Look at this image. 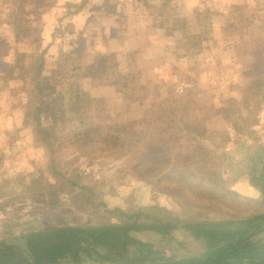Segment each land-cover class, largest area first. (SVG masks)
Masks as SVG:
<instances>
[{
  "label": "rangeland",
  "instance_id": "1",
  "mask_svg": "<svg viewBox=\"0 0 264 264\" xmlns=\"http://www.w3.org/2000/svg\"><path fill=\"white\" fill-rule=\"evenodd\" d=\"M66 3L0 0V241L65 225L121 224L120 211L214 221L263 214V195L248 196L245 185L259 190L255 181L264 170V0H92L73 24L78 31L64 18ZM95 21L104 28L99 34ZM107 27L132 40L143 32L144 51L118 53L124 41L118 50L93 49ZM197 35L204 42L195 46L188 39ZM85 38L92 48H80ZM39 68L49 87L43 122L52 133L50 152L22 129L29 81ZM174 97L177 128L163 121L153 134L165 136L175 153L166 149L159 158L184 162L195 137L216 153L204 176L214 185L225 182L221 200L174 190L138 162L95 154L93 139L75 138L84 124L140 120ZM51 160L78 187L48 192L47 184L56 183ZM82 187L96 197L86 209ZM133 235L169 259L200 256L206 248L187 230ZM255 240L264 243V232Z\"/></svg>",
  "mask_w": 264,
  "mask_h": 264
},
{
  "label": "trees",
  "instance_id": "2",
  "mask_svg": "<svg viewBox=\"0 0 264 264\" xmlns=\"http://www.w3.org/2000/svg\"><path fill=\"white\" fill-rule=\"evenodd\" d=\"M88 3L89 0H84L82 4L65 5L68 10L66 16L76 14ZM188 40L193 41L195 46L204 42L202 35L191 36ZM42 74L39 68L37 76L29 81L22 129L25 128L31 133L35 144L50 152L54 146L51 142L52 133L43 122L48 102L46 91L49 87L42 81ZM177 101L174 97V101L169 102L172 103L171 106H166L165 100L154 104L140 120L124 124H84L86 129L77 133L75 138L80 137V140L85 141L93 139L92 144L95 143L97 147L93 151L95 154L138 162L137 167L143 168L150 176H157L159 183L167 184L174 190L184 194L189 192L191 196L199 195L202 199L203 196H209L221 200L228 192L222 188L225 182L220 180L219 185H214L204 176L213 170L216 153L195 137H188L193 152L184 157V162H168L169 159L166 161L159 158V153L165 152L166 149L171 151L169 156L175 151L163 142L165 136L160 134L155 137L153 130L156 131V125L163 121L170 123L171 128H177L178 120L175 119L174 107ZM80 102L87 106L85 99ZM173 146L178 150L180 144L175 143ZM150 148L152 151L155 149V153L149 154ZM49 170L56 183L47 184L48 192L63 193L69 188L78 187L72 181L66 180L52 160ZM255 184L264 196V170ZM80 189L81 205L86 209V204H93L96 197H86L90 193L89 190L83 187ZM229 194L233 192L229 191ZM99 204L103 205L100 202ZM120 212L125 218L121 224L65 225L30 233L25 237L28 239L32 255L13 244H8L7 241H0V264H264V243L255 240V237L264 232L261 228L264 213L240 220L229 218L214 221L196 216L187 219L173 215L157 217L140 210L132 213ZM178 230L190 231L197 240H204V253L182 260L169 259L152 244L133 235L150 231L170 236ZM254 230L258 231L255 237L247 238Z\"/></svg>",
  "mask_w": 264,
  "mask_h": 264
},
{
  "label": "crops",
  "instance_id": "3",
  "mask_svg": "<svg viewBox=\"0 0 264 264\" xmlns=\"http://www.w3.org/2000/svg\"><path fill=\"white\" fill-rule=\"evenodd\" d=\"M83 1L84 0H80V1H78V0H67L68 3H66L65 5H67L69 3L82 4ZM91 2H92V0H89L88 5L85 8L81 9L76 14H72L70 16H66L67 14L65 15L64 18L65 19H68L69 20V23L71 24L70 29H72L74 31H78V28H75V26H77V25H75L76 24V20H78V18H79L80 15L85 14V13L88 12L87 11V8L90 6ZM65 5H64V8L66 9V6ZM93 10H96V9H93ZM90 14H93V12H91ZM146 15L149 16V17L150 16L152 17V14L151 13H147ZM98 22L99 21H95L94 23L95 24H98ZM100 30H104V28H101L100 27V24H98L97 27L95 26V32L96 33L99 34L98 31H100ZM118 30H119L118 31L119 34H117V30H115V28L114 29H112V28L110 29L109 27L105 28V34L104 35L101 34V35L104 36V38L101 37V36H99L97 34V39H96L97 40V43H94L93 44V49H95V50H101V49H104V48H107V49L113 48L115 50H118L121 47L120 42L121 41H124L125 43L122 45V47L123 48H126V49L125 50L122 49V51H120L118 53H121L122 54V53H125L127 51L128 52L131 51V53H132L134 50L138 51L137 49H139V51H141V52L144 51L143 42L146 41V37L143 36V39H142L143 32H138L139 33V36L138 37L140 38L139 40L136 39L138 37H135V39L132 40V37L131 36L129 37V33H127V31H124L122 29H118ZM84 31L85 30L83 29V27L82 28L80 27L79 34L80 33L83 34ZM84 40H85L84 41L85 43L84 42L81 43L80 48H84V49L92 48L91 47L92 45H90V42L92 41V39L89 40V39L85 38ZM135 45L138 46L136 49H134V46ZM245 191L247 192V195L248 196H250V197L251 196H255L254 198H258V195L260 194V191L256 187H254L253 185H251V183L245 185Z\"/></svg>",
  "mask_w": 264,
  "mask_h": 264
},
{
  "label": "water",
  "instance_id": "4",
  "mask_svg": "<svg viewBox=\"0 0 264 264\" xmlns=\"http://www.w3.org/2000/svg\"><path fill=\"white\" fill-rule=\"evenodd\" d=\"M261 228L264 230V223L262 224ZM257 233L256 230L252 231L249 235H247V238L253 237ZM10 244H13L14 246H17L20 248L23 252H26L28 255H32L29 245H28V239L27 238H19L16 240H13L10 242Z\"/></svg>",
  "mask_w": 264,
  "mask_h": 264
},
{
  "label": "flooded vegetation",
  "instance_id": "5",
  "mask_svg": "<svg viewBox=\"0 0 264 264\" xmlns=\"http://www.w3.org/2000/svg\"><path fill=\"white\" fill-rule=\"evenodd\" d=\"M259 191H260V190H259ZM260 193H261V191H260ZM261 195H262V193H261ZM263 197H264V196H263ZM257 233H258V231H257ZM257 233H256V234H257ZM262 233H263V232H262ZM262 233H260V234H262ZM256 234H255V235H256ZM260 234H259V235H260ZM255 235H254L253 237H255ZM24 238H26V237H24ZM251 238H252V237H251ZM255 239H256V237H255ZM14 240H16V239H14ZM11 241H13V240H7V243L9 244Z\"/></svg>",
  "mask_w": 264,
  "mask_h": 264
}]
</instances>
